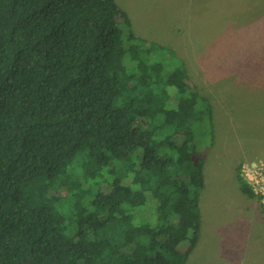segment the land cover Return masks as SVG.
<instances>
[{
  "label": "trees",
  "instance_id": "16d2710c",
  "mask_svg": "<svg viewBox=\"0 0 264 264\" xmlns=\"http://www.w3.org/2000/svg\"><path fill=\"white\" fill-rule=\"evenodd\" d=\"M205 137L186 60L115 0H0V264H187Z\"/></svg>",
  "mask_w": 264,
  "mask_h": 264
},
{
  "label": "rangeland",
  "instance_id": "374dc122",
  "mask_svg": "<svg viewBox=\"0 0 264 264\" xmlns=\"http://www.w3.org/2000/svg\"><path fill=\"white\" fill-rule=\"evenodd\" d=\"M134 34L184 57L212 103L214 139L198 141L205 184L187 264H264V0H115ZM207 147V148H205Z\"/></svg>",
  "mask_w": 264,
  "mask_h": 264
}]
</instances>
